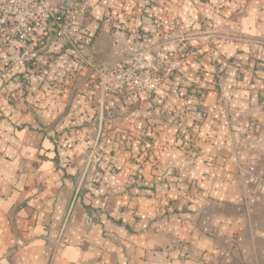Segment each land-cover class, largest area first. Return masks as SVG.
Wrapping results in <instances>:
<instances>
[{
  "label": "crops",
  "instance_id": "1",
  "mask_svg": "<svg viewBox=\"0 0 264 264\" xmlns=\"http://www.w3.org/2000/svg\"><path fill=\"white\" fill-rule=\"evenodd\" d=\"M90 5L78 46H41L38 59L4 75L20 44L0 48V264H264V0ZM139 47L149 60L160 50L182 55L170 81L184 84L171 100L187 103L149 127L143 164L141 121L58 124L67 112L58 97L70 110L86 96L51 85L84 61L69 52L109 64ZM146 104L131 116L159 113ZM186 114L203 118L192 123L195 152L178 148ZM107 128L136 138H107ZM63 129L67 138H57Z\"/></svg>",
  "mask_w": 264,
  "mask_h": 264
},
{
  "label": "rangeland",
  "instance_id": "2",
  "mask_svg": "<svg viewBox=\"0 0 264 264\" xmlns=\"http://www.w3.org/2000/svg\"><path fill=\"white\" fill-rule=\"evenodd\" d=\"M89 4H90V0H89ZM82 24L83 23H81V27ZM75 32L78 33V35L82 34L80 30ZM78 35L75 36L73 35V39H72L73 43L71 44H73L74 46H78L79 44H81L80 42L82 41V38L79 39ZM88 37L91 38V35H88ZM94 38L95 36H93L92 41L90 40V42H93L95 40ZM84 40L85 38L83 39V42ZM66 41L68 42L69 40L63 38L58 40V43L63 42L62 44H64ZM148 43L149 42H145L144 45L146 46L143 47L145 48L149 46L150 44ZM45 46L48 47V45H44V47ZM60 49H57L55 50L56 52L53 51L51 53L52 54L55 53V55L58 56L57 58H59V56H61L59 53L62 52ZM145 51H147V49L145 50L139 47L138 49L132 51L133 53L128 54L124 58L113 61L109 64L95 60L94 58L91 57L90 54H88L85 51L83 52L82 50L74 53L69 52V54L72 55L71 56L72 60H76L77 62V60L82 59L84 61L72 65L71 69L67 70L68 72H72L70 73L72 77L70 81L64 79L65 77L64 76L62 80H56L54 84L51 83V85L52 86L56 85V88L62 91H66L67 89L71 91L74 89V91L77 94L80 93L86 97L84 98L76 97V96L73 97L72 101L74 103L77 102L76 101L77 99L78 100L82 99V101L81 103L76 104L75 106L73 105L74 108H71L70 110L67 107L69 97L68 98L58 97L57 100L59 101L61 99L63 101L62 105L66 107L65 109L67 112L57 113V123L58 124L68 123L70 127H73L74 129L77 130V128L80 127L79 125H82L83 123L95 124L102 122L103 125L104 124L108 125L118 122L130 123V122L141 121L143 126L140 127L142 129H139L138 141L143 143V145L139 146L135 154L137 156V162L143 164L146 161V159L150 157V154L152 153L153 150V146L150 143V139L152 138V136L151 134H148L150 133V131L153 130H149V127L150 126L152 127L155 123L160 121L162 122L168 121L169 119L167 118L170 114L167 111H171L173 108H177V107L187 108V103H185L184 105H176L174 104L175 102L171 100L172 99L171 95L175 93L179 95L180 93L179 91L182 88L181 85L184 84V82H182L181 85H179L178 87H174L173 83L170 81L176 75L179 69L182 67L183 64L182 55L179 52L177 53V52H171L169 50H160L159 52L154 54V57H156V59L149 60L147 59V55L145 56ZM158 53L160 54L158 55ZM117 63H122L124 65V71H122L121 73L119 71H116V75L120 74L121 78L117 79L106 75L105 78L103 79L99 68L103 66L109 72L112 69H114ZM171 63L174 64L175 68L172 71L168 72L167 68L169 66L167 65ZM147 71L161 78L158 82L157 87L154 90L151 91L144 90L141 92H137L130 90V88L128 87H124L132 72L145 73ZM31 81L32 79L29 76V79L25 82V85L30 86ZM192 83L194 82H191V84ZM185 87L188 88L187 94L191 93V89L193 86L185 85ZM160 89L165 91L166 94L164 93L162 94V96H157L156 94ZM149 102H151L153 106L158 107L159 113H155V112H149L148 114L145 113L147 109L146 105H149L146 103ZM141 105H144L145 114H140L139 116H136L138 115L136 113L133 116H131L132 111L136 107H140ZM195 105L201 106V104L199 105V103ZM168 107H172V108L168 109ZM79 108L80 110L78 111ZM182 112L183 110L180 109L178 115L175 114L173 115L175 117L174 121L183 120L184 113ZM186 118H187L186 121L187 122L190 121L191 123L190 126H188V128H185L183 132L179 129L178 135H180V139H182V141H180L178 148L186 152H191V151L195 152L196 146L194 144V138L197 137L198 130L194 128V124H196L197 127L199 125V122H202L201 119L203 118L200 117V118L189 119L188 114H186ZM193 122L194 124L192 125ZM64 127L66 126H62L61 128ZM97 129L98 130L96 132L99 133L100 131L99 127ZM67 131L69 130L67 129ZM67 131H65L64 129L62 131L57 130L56 137L67 138L66 137ZM102 132L103 130L101 131V133ZM111 132L112 131L107 128L106 130L107 138L116 139V140L119 139L122 142H124L126 139H129L130 137L131 139L136 138V135L134 133L132 134V131L128 129L116 130L113 133ZM74 138L79 139L80 137L76 134ZM125 144L127 147L129 146L127 145V143ZM98 148H99L98 146L96 148L92 147L91 155L94 154L96 155L98 152Z\"/></svg>",
  "mask_w": 264,
  "mask_h": 264
},
{
  "label": "built area",
  "instance_id": "3",
  "mask_svg": "<svg viewBox=\"0 0 264 264\" xmlns=\"http://www.w3.org/2000/svg\"><path fill=\"white\" fill-rule=\"evenodd\" d=\"M89 9V0H74L70 8L59 7L53 0H0V48L9 47L14 41L21 47L12 61L4 67L3 75L11 74L15 69L39 58L41 48H31L30 44L39 30L48 25L55 33L51 40L42 42L43 46L63 38L73 43V35L81 29L82 20ZM167 66L168 72L175 68L172 63ZM99 70L103 79L106 75L120 79L121 75H116V71H124V65L117 63L109 72L103 66ZM28 79L29 76L25 78L26 81ZM160 79L148 71L132 72L124 87L137 92L151 91L157 87Z\"/></svg>",
  "mask_w": 264,
  "mask_h": 264
},
{
  "label": "trees",
  "instance_id": "4",
  "mask_svg": "<svg viewBox=\"0 0 264 264\" xmlns=\"http://www.w3.org/2000/svg\"><path fill=\"white\" fill-rule=\"evenodd\" d=\"M50 27L51 26H47L46 28H43L42 30H41V32L39 33V34H37L33 39H32V41H31V44L32 43H34L33 44V46H31V48H37V47H39V46H41V44H42V42H44L45 41V39H47V38H52L53 37V35H54V30L52 31V30H50ZM47 30L50 32V34H47ZM60 40V39H59ZM20 49H21V47H20ZM29 63H32V61H30Z\"/></svg>",
  "mask_w": 264,
  "mask_h": 264
},
{
  "label": "water",
  "instance_id": "5",
  "mask_svg": "<svg viewBox=\"0 0 264 264\" xmlns=\"http://www.w3.org/2000/svg\"><path fill=\"white\" fill-rule=\"evenodd\" d=\"M73 1L74 0H64L62 3L54 2V4L64 8H70L73 5Z\"/></svg>",
  "mask_w": 264,
  "mask_h": 264
}]
</instances>
